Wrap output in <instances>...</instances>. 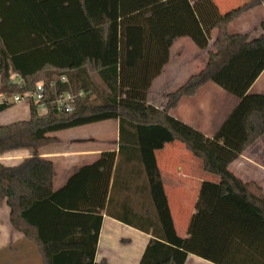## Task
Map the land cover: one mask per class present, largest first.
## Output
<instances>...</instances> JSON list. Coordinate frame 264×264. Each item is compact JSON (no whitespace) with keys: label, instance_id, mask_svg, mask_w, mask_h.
Masks as SVG:
<instances>
[{"label":"trees","instance_id":"obj_1","mask_svg":"<svg viewBox=\"0 0 264 264\" xmlns=\"http://www.w3.org/2000/svg\"><path fill=\"white\" fill-rule=\"evenodd\" d=\"M263 2L251 0L221 13L214 0H0V92L25 94L44 82L47 109L41 115L39 106L31 103L29 120L0 126V157L31 152L18 166L0 162V207L10 208L13 227L38 246L43 264H95L102 207L132 223L115 215L112 206L119 172L133 162L146 172L155 211L149 225L156 239L140 264H185L190 254L214 264H232L231 257L242 249L252 261L264 264V191L230 170L264 136V95L249 93L264 72V34L251 38L228 31L232 21ZM214 31L213 50L208 51ZM181 38L208 51L207 62L166 96L164 109H158L148 104V94ZM14 76L21 84H13ZM209 83L240 101L212 139L170 114L183 98L196 96ZM68 92L83 93L72 113L59 111L54 103L56 96ZM110 120L120 123L119 151L103 153L55 191L54 164L41 158L40 150L62 143L52 136L56 133ZM175 141L201 160L205 172L220 179L218 184L204 183L186 240L176 234L156 159L157 151ZM95 170L104 179V189L94 246L73 243L68 229L56 236L43 232L35 215L44 208L53 211L63 228H68L70 215H80L74 211L81 210L68 206L64 198L76 176ZM225 205L237 207L249 236L228 239V232L222 231L209 246L197 244V222L216 216Z\"/></svg>","mask_w":264,"mask_h":264},{"label":"crops","instance_id":"obj_2","mask_svg":"<svg viewBox=\"0 0 264 264\" xmlns=\"http://www.w3.org/2000/svg\"><path fill=\"white\" fill-rule=\"evenodd\" d=\"M249 1L251 0H214V3L221 13H226ZM263 23L264 2L232 21L228 26V31L231 34H248L251 38H257L264 34ZM216 36L217 31H214L208 51L213 50ZM188 40L193 44L189 38H181L174 43L171 50L177 49V52H175L173 59L172 56L170 57V61L161 75L152 83L148 96V100L150 97L152 98V101H148L150 105L158 109L165 107L166 98L161 103L157 100L156 103L154 101L155 89L159 83L163 85L179 83L182 86L192 75L197 74L205 67L208 51H201L194 44L195 47H193ZM249 93L251 95H264V72L251 87ZM239 103V99L224 92L216 84L209 83L196 96L183 98L178 108L171 111L170 114L177 120L196 129L205 137L212 139ZM18 105L24 106L21 111H28L29 118L27 120H29L31 105L28 103ZM40 108L39 113L44 115L46 110ZM110 121L115 123L112 128L114 134L112 141H105L89 134L82 137L72 135L68 146L65 145L66 143H61L40 150V157L54 164L55 191L67 185L75 177L78 169L96 163L103 153L119 151L120 123L118 120ZM92 125L77 128H86ZM59 139L61 140V138ZM179 143L175 141L157 151L156 159L176 234L182 240H186L190 237V229L194 219H196L197 205L204 183L218 184L220 179L205 172L201 160L195 169L190 156L185 154L182 158L183 149L186 147L180 146ZM30 156V151L19 150L1 156L0 162L6 166H18ZM159 157H161V162H159ZM230 170L243 182L257 184L264 191V136L250 146L241 158L230 166ZM103 180L97 170L84 171L76 176L71 190L64 198V202H67L68 206L79 208L81 211H74L78 212L74 214L80 215H70L68 228H63L64 226H61L63 222L55 216L53 211L44 208L35 215V220L41 223L43 232L56 236L68 229L69 240L73 243L82 242L85 247H93L97 227L96 216L103 201ZM117 180L112 211L115 215L128 219L132 223L129 225L106 213L105 207L100 209L102 226L98 237L95 264L103 262L107 264H140L151 240L156 239L152 233L153 227L149 225L150 219L155 220L151 185L145 170L134 162L123 165ZM225 206V209L216 216L213 214L210 216L211 218L197 222L195 230L198 234L197 244L203 242L209 246L210 242H215L214 235L222 231L228 232V239L249 236L247 229L243 228L245 226L244 221L237 217V207ZM216 217L218 218L213 220ZM136 225L142 226L144 229L136 227ZM147 228L149 231H146ZM262 243L264 245L263 241ZM7 250H13V256L19 258L18 264H43L38 246L13 227L11 210L7 205H4L0 207V252ZM243 251L244 249L231 257L232 264L259 263L258 259L252 261L250 257L244 255ZM59 262L68 263V260H60ZM229 262L231 263L230 260ZM0 263L6 264V258H0ZM185 264L214 263L190 254Z\"/></svg>","mask_w":264,"mask_h":264},{"label":"rangeland","instance_id":"obj_3","mask_svg":"<svg viewBox=\"0 0 264 264\" xmlns=\"http://www.w3.org/2000/svg\"><path fill=\"white\" fill-rule=\"evenodd\" d=\"M188 42H190V41L188 40ZM190 44H192V43L190 42ZM192 46L195 47L193 44H192ZM175 52H177V49H174L173 51L171 50L172 59L174 57ZM95 81L98 85H99V83H101V81L96 76H95ZM182 83H184V82H182ZM180 85L181 84H179V83H177L175 85H172V83L167 84V85L166 84L163 85V84L159 83L155 89V96H156V97H154L155 103H156V100L159 103H161L162 101H165L166 94L175 91ZM82 95H83V93H82ZM212 97L215 98V96H212ZM10 100L13 101L12 99H10ZM148 101H152V98L150 97V99ZM25 107H27V106H25ZM21 108H24V106L12 105L6 111L1 112L0 113V126L6 125L8 123H13V122L19 121V120H27L29 118V113H28V111H25V112L21 111ZM40 109H42V108H40ZM193 112L195 113L194 110H193ZM114 124H115L114 121L102 122V123L93 124L92 126H89L86 128H76V129H72V130L62 131V132L56 133L54 135L61 138L62 144L66 143L65 144L66 146H68V142L71 140L72 135H75L77 137H82V136H87L89 134L93 137H97V138L105 140V141H112V140H114V134L112 133V128L115 126ZM179 145L183 146L182 143H179ZM56 148H58V147H56ZM185 154H187V156H190V158H192L191 160L194 163V167H195V169H197L198 162L200 160L198 158L194 157L190 152H188L184 148L182 158H184ZM159 162H161V157H159ZM0 258L1 259L6 258V264H18V262H19V260H18L19 258H17L16 256H13V250L1 251L0 252Z\"/></svg>","mask_w":264,"mask_h":264},{"label":"built area","instance_id":"obj_4","mask_svg":"<svg viewBox=\"0 0 264 264\" xmlns=\"http://www.w3.org/2000/svg\"><path fill=\"white\" fill-rule=\"evenodd\" d=\"M65 81V78L62 79ZM13 84H21L20 81L14 76L12 80ZM82 96V93L79 95H75L73 93H64L56 96L54 103L57 106L59 111H63L66 113H72L75 109L76 99ZM46 85L44 82H38L34 88V90L29 91L25 94H13L8 95L3 92H0V109L2 107H10L12 105H18L22 103H31L38 105L41 108H44L46 111ZM12 99L13 101H11Z\"/></svg>","mask_w":264,"mask_h":264}]
</instances>
